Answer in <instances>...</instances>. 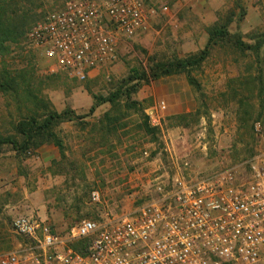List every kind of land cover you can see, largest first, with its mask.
Masks as SVG:
<instances>
[{
	"label": "rangeland",
	"instance_id": "1",
	"mask_svg": "<svg viewBox=\"0 0 264 264\" xmlns=\"http://www.w3.org/2000/svg\"><path fill=\"white\" fill-rule=\"evenodd\" d=\"M71 1L30 0L34 19L29 31ZM145 4L152 8L159 2ZM169 8L151 18L146 32L118 37L115 62L85 80L58 69L29 42V31L20 46H13L5 58L8 69L13 74L26 70L34 94L59 112L69 109L76 119L55 128L65 156L54 144L27 152L1 149L0 254L23 242L12 225L18 216L38 218L66 234L83 219H100L103 207L119 213L120 207L144 202L152 189L132 188V174L160 158L165 168L158 173L171 183L175 170L166 143L190 163L193 176L236 168L240 179L249 178L255 156L264 149V139L254 130L261 122L264 131V0H188ZM212 31L218 36L201 65L151 83L141 81L126 98V90L138 82L133 80L158 63L198 57ZM120 89L125 94L115 104L104 103L90 113L95 97ZM31 100L23 89L0 91V138L16 135V124L34 107ZM160 102L167 106L166 140L160 131L152 135L142 128L146 109ZM93 190L102 193L103 206L91 202Z\"/></svg>",
	"mask_w": 264,
	"mask_h": 264
},
{
	"label": "built area",
	"instance_id": "2",
	"mask_svg": "<svg viewBox=\"0 0 264 264\" xmlns=\"http://www.w3.org/2000/svg\"><path fill=\"white\" fill-rule=\"evenodd\" d=\"M183 1L158 0L147 8L145 0H73L38 22L28 40L58 69L85 80L115 62L118 37L146 32L152 17ZM166 111L165 102L145 111L165 140ZM254 130L263 140L261 122ZM165 151L177 172L171 183L157 176L135 184L152 189L144 202L119 213L103 207L100 219H83L66 234L18 216L12 225L23 242L0 254V264H258L264 258V149L247 180L236 168L193 176L190 163L167 143ZM91 202L104 205L99 190L91 192ZM85 241L84 251L74 248Z\"/></svg>",
	"mask_w": 264,
	"mask_h": 264
},
{
	"label": "trees",
	"instance_id": "3",
	"mask_svg": "<svg viewBox=\"0 0 264 264\" xmlns=\"http://www.w3.org/2000/svg\"><path fill=\"white\" fill-rule=\"evenodd\" d=\"M30 0H0V91L4 94H16L19 89H23L32 99L33 108L29 114L23 115L15 126L16 135L0 138V153L4 146H11L15 152H27L32 149H38L45 144H54L63 153V144L58 138L55 128L60 123L76 119L75 114L69 109L62 112L57 111L46 99L34 94L31 90L32 82L28 79L29 73L26 70L13 74L6 65L5 58L11 53L14 45L20 46L29 31V27L34 18L29 14L28 3ZM218 36L217 31L210 33L209 42L203 52L194 58L187 60H175L167 64L158 63L150 68V72L144 73L141 77L133 80L138 81L132 88L126 90V98L131 99L134 92L137 91L142 82L151 83L164 76L181 74L193 67L201 65L208 57L209 47L213 40ZM260 45L257 46V49ZM142 81V82H141ZM190 84H198L189 77ZM125 94L121 89L115 94L106 98H96V103L92 106L90 113H94L96 108L104 103L115 104L116 101ZM132 107L140 105L138 102H130ZM142 128L148 134H157L158 129L152 128L148 122L147 116L142 124ZM88 242H79L74 248L82 252L87 248Z\"/></svg>",
	"mask_w": 264,
	"mask_h": 264
},
{
	"label": "crops",
	"instance_id": "4",
	"mask_svg": "<svg viewBox=\"0 0 264 264\" xmlns=\"http://www.w3.org/2000/svg\"><path fill=\"white\" fill-rule=\"evenodd\" d=\"M97 134H99V133H97ZM155 150H156V148H154V151ZM164 168H165L164 163L162 162V159H160V158H156V159H154L151 162L149 161L146 164L141 165L139 167V169L132 174L133 175L132 178H134V180H132L133 183H134V186L132 188H135V184H139V183L146 184L147 181H149L148 180L149 177L150 178H153V177L155 178L157 176H160V172L158 173V171H160L162 169L164 170ZM173 170H175V168H173ZM176 172L177 171L175 170V173ZM146 189H145V191H146ZM141 190L144 191V189H141ZM135 206L136 205H133L130 208L135 207ZM126 208H128V207H126Z\"/></svg>",
	"mask_w": 264,
	"mask_h": 264
}]
</instances>
